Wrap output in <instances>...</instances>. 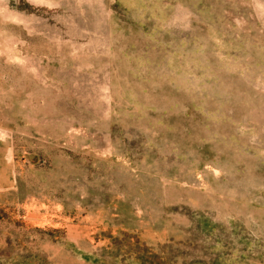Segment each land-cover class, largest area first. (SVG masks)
I'll return each instance as SVG.
<instances>
[{
	"label": "rangeland",
	"instance_id": "374dc122",
	"mask_svg": "<svg viewBox=\"0 0 264 264\" xmlns=\"http://www.w3.org/2000/svg\"><path fill=\"white\" fill-rule=\"evenodd\" d=\"M0 264H264V0H0Z\"/></svg>",
	"mask_w": 264,
	"mask_h": 264
}]
</instances>
